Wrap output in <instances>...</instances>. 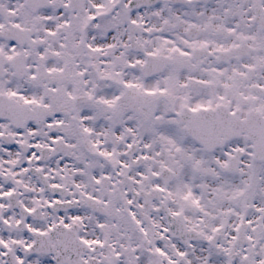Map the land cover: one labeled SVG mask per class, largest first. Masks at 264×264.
<instances>
[{
    "label": "snow or ice",
    "instance_id": "snow-or-ice-1",
    "mask_svg": "<svg viewBox=\"0 0 264 264\" xmlns=\"http://www.w3.org/2000/svg\"><path fill=\"white\" fill-rule=\"evenodd\" d=\"M0 264H264V0H0Z\"/></svg>",
    "mask_w": 264,
    "mask_h": 264
}]
</instances>
